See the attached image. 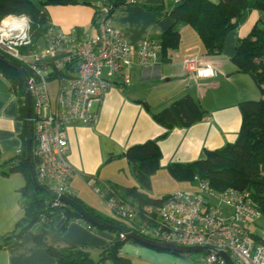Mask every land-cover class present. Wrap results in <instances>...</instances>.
Here are the masks:
<instances>
[{
    "label": "crops",
    "instance_id": "obj_1",
    "mask_svg": "<svg viewBox=\"0 0 264 264\" xmlns=\"http://www.w3.org/2000/svg\"><path fill=\"white\" fill-rule=\"evenodd\" d=\"M176 1L171 0L168 5L164 0H138L113 12V24L124 31L127 42L135 49L146 37L161 43L160 63L134 64L129 84L114 76L113 85L99 105L98 123L93 126L74 123L67 128L69 160L76 171L71 187L99 213L89 196L91 190L95 191L89 184L90 179L96 181L97 187L110 186L119 195L126 193L123 188L139 185L126 156L130 147L158 139L162 155L160 168L152 175L155 181L158 175H163L161 172H169L168 166L172 163L193 162L204 158L208 150L234 143L242 125L240 102L262 96L257 94L259 88L252 75L237 72L232 61L238 38L251 31L261 12L250 9L246 19L228 34L220 54H208L198 33L191 26L180 24L179 47L170 51V60L162 62L161 38L174 22L171 11ZM47 10L51 24L64 30L77 28L80 34L95 30L96 5H48ZM38 43L44 44L42 39ZM190 54L212 64L217 69L216 75L196 78L186 72L182 62ZM188 94L206 110L203 119L189 126L174 127L166 133L168 129L156 121L154 114ZM21 100L23 97L14 93L8 79L0 74V166L4 171L9 170L5 163L23 146L25 121ZM123 161L126 169L120 168L119 163ZM26 183L23 172H0V264H54L55 258L49 252L54 247H84L97 258L101 249L114 240L115 234L110 230L89 228L79 220L68 222L62 229L65 219L61 218L54 227L38 222L20 239L4 245V237L15 230L25 214L21 189ZM252 229L263 230L264 218L257 220ZM121 254L129 258L131 264H198L203 260L133 242H126Z\"/></svg>",
    "mask_w": 264,
    "mask_h": 264
},
{
    "label": "built area",
    "instance_id": "obj_2",
    "mask_svg": "<svg viewBox=\"0 0 264 264\" xmlns=\"http://www.w3.org/2000/svg\"><path fill=\"white\" fill-rule=\"evenodd\" d=\"M112 20L111 6L100 0L92 33L80 34L77 28L67 31L51 24L42 38L43 45H34L27 14L10 13L0 20V48L29 69L26 90L32 95L29 121L35 143V173L39 183L56 195L54 207L66 205L57 195H76L70 184L76 171L69 160L68 126L98 123L99 105L114 76L129 84L134 64L160 63L159 41L146 37L135 49ZM182 64L196 78H207L199 73L208 66L217 73L196 54L187 55ZM61 70L65 74H59ZM53 80L58 81L54 94L49 86ZM196 181L194 191H179L165 198L155 215L143 214L110 186L97 187L94 179L89 184L118 216L131 223V231L158 242L210 248L198 264H229L219 251L228 253L235 264H264V229H252L263 214L249 193L236 188L220 190L198 177ZM120 237L128 235L121 232Z\"/></svg>",
    "mask_w": 264,
    "mask_h": 264
},
{
    "label": "trees",
    "instance_id": "obj_3",
    "mask_svg": "<svg viewBox=\"0 0 264 264\" xmlns=\"http://www.w3.org/2000/svg\"><path fill=\"white\" fill-rule=\"evenodd\" d=\"M138 0H136L137 2ZM112 12L127 0H107ZM93 4L91 0H42L37 4L34 0H0V20L10 13L27 14L32 21V36L34 45L42 39L51 25L48 5ZM97 6V4H96ZM251 8L258 9L262 16L244 37L238 38L232 61L237 72L249 73L254 78L260 92L259 99H246L240 102L242 111V125L239 136L234 143H228L217 150H208L204 158L189 163H172L168 166L171 176L180 182L191 183L196 187V177L209 180L217 189L236 188L249 193L264 218V0H177L171 15L173 24L162 34V62L170 60V51L179 47L181 33L180 24L191 26L199 35L208 54L223 52L228 34L238 28L246 19ZM0 56L22 68L29 74V69L21 62L10 57L0 48ZM73 70V68H71ZM0 73L10 82V87L18 96H22V115L24 131L22 133L23 146L21 150L5 164L9 166L0 172L20 171L26 177V185L21 189L24 216L17 222L13 232L4 237V245L20 239L38 222L48 227L54 225L61 218L65 219L62 229L73 220H81L95 229L110 230L115 234L114 240L104 246L97 258L91 256L84 247H54L49 252L55 258L54 264H131L129 258L121 254V248L126 242L139 244L129 237L123 239L121 232L126 235L134 229L128 221L121 222L115 218L103 216L94 208L84 203L75 194L72 198L82 204L90 213L112 224L120 226L117 231L96 226L69 205L52 206L56 195L47 187H38L31 177L27 160V141L33 138L32 124L27 112L26 80L22 74L12 66L0 61ZM59 74H65L63 70ZM54 74L52 77H54ZM54 79V78H53ZM206 110L191 95H185L154 114V118L168 130L174 127L189 126L203 119ZM158 139H151L130 147L126 156L132 165L138 180V186L125 187V194L120 196L133 204L136 203L140 212L156 214L159 204L170 195L162 198L149 196L145 190L152 188V175L160 168L162 155ZM33 142L31 155L34 169L36 157ZM196 189V188H195ZM119 194V193H118ZM254 224L252 225L253 228ZM175 255L186 256L172 250L155 248Z\"/></svg>",
    "mask_w": 264,
    "mask_h": 264
},
{
    "label": "water",
    "instance_id": "obj_4",
    "mask_svg": "<svg viewBox=\"0 0 264 264\" xmlns=\"http://www.w3.org/2000/svg\"><path fill=\"white\" fill-rule=\"evenodd\" d=\"M0 61L7 63L8 65L12 66L13 68H15L17 71H19L22 76L24 77V79L26 80L27 74L22 70V68H20L19 66L13 64L12 62L8 61L7 59L3 58L0 56ZM26 98H27V112H28V116H30L31 114V110H32V95L29 91L26 92ZM32 145H33V138L30 137L27 141V160L30 166V172H31V177L33 179V182L36 186L38 187H43L37 177H36V173H35V169H34V165L32 163V155H31V149H32ZM57 197L59 198L60 201H62L64 204L69 205L71 207H73L76 211H78L84 218H86L88 221H90L91 223H93L96 226H100V227H105V228H109V229H113V230H121L122 228L118 225L112 224L102 218H99L98 216L90 213L82 204H80L78 201H76L74 198H72L69 195L66 194H59L57 195ZM128 237L131 239L136 240L137 242H139L140 244H144L150 247H154V248H161V249H166V250H172V251H176L179 253H192V252H207L210 251V248L208 247H204V246H185V245H175V244H171V243H163V242H158L155 240H151L149 238H146L144 236H142L141 234L135 232V231H130L128 234ZM219 255L223 256L229 264H235V262L232 260V258L230 257V255L228 253H226L225 251H219L218 252Z\"/></svg>",
    "mask_w": 264,
    "mask_h": 264
},
{
    "label": "rangeland",
    "instance_id": "obj_5",
    "mask_svg": "<svg viewBox=\"0 0 264 264\" xmlns=\"http://www.w3.org/2000/svg\"><path fill=\"white\" fill-rule=\"evenodd\" d=\"M34 1L37 4H39L40 1H42V0H34ZM91 1L93 2V4H89V5L94 6L100 0H91ZM102 1L106 2L107 0H102ZM164 1H166V3L168 4V2H170L171 0H164ZM172 2H173V0H172ZM57 85H58V81L57 80H53V81L50 82L49 86H50V90H51L52 94H54L56 92ZM257 94L260 96V94H261L260 90H257ZM123 162L119 163V165L122 164V166H120V168L126 169L127 165H125V161H123ZM160 174H163V175H158V177H156L155 181L152 180L153 181L152 182V188L149 189V190H145L148 193L149 196H152V197H155V198H162L164 196L171 195V194H174V193L179 192V191H183V192L194 191L195 188H196L191 183L180 182V181L175 180L170 175L169 172L168 173L167 172L166 173L161 172ZM89 196L91 198V201L97 205L98 209L100 210V214L101 215H103L105 217L108 216L110 218H115L116 220H119L121 222H125L120 216H118L107 205L106 201L103 198H101L95 191L93 192V190H91ZM87 205H89V204H87ZM206 254H207L206 252H201V251L188 253L189 256H194V257H197V258H200V257L203 258V257H205Z\"/></svg>",
    "mask_w": 264,
    "mask_h": 264
},
{
    "label": "clouds",
    "instance_id": "obj_6",
    "mask_svg": "<svg viewBox=\"0 0 264 264\" xmlns=\"http://www.w3.org/2000/svg\"><path fill=\"white\" fill-rule=\"evenodd\" d=\"M199 75L203 77H214L216 73L213 71L211 66H208L206 69H203Z\"/></svg>",
    "mask_w": 264,
    "mask_h": 264
}]
</instances>
